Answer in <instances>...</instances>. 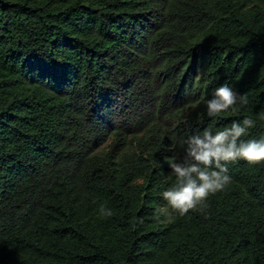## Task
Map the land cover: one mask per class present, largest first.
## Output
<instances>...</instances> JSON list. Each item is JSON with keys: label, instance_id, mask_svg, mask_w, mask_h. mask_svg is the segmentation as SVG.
I'll return each mask as SVG.
<instances>
[{"label": "trees", "instance_id": "obj_1", "mask_svg": "<svg viewBox=\"0 0 264 264\" xmlns=\"http://www.w3.org/2000/svg\"><path fill=\"white\" fill-rule=\"evenodd\" d=\"M222 83L264 137V0H0V264H264V163L154 216Z\"/></svg>", "mask_w": 264, "mask_h": 264}, {"label": "clouds", "instance_id": "obj_2", "mask_svg": "<svg viewBox=\"0 0 264 264\" xmlns=\"http://www.w3.org/2000/svg\"><path fill=\"white\" fill-rule=\"evenodd\" d=\"M248 102L247 94L238 93L228 83L218 84L199 101L210 124L202 132L193 131L184 136L183 155L167 160L174 182L159 193L164 205L154 208L156 219L171 220L176 214L186 215L205 205L211 195L232 182L230 163H264V137L256 139L249 135L256 127L251 116L230 121V127L216 129L222 115L237 113L245 109ZM99 212L112 215L104 206Z\"/></svg>", "mask_w": 264, "mask_h": 264}]
</instances>
